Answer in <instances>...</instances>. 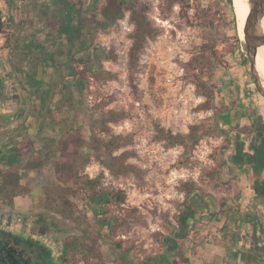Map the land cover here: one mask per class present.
I'll return each mask as SVG.
<instances>
[{
  "label": "rangeland",
  "instance_id": "374dc122",
  "mask_svg": "<svg viewBox=\"0 0 264 264\" xmlns=\"http://www.w3.org/2000/svg\"><path fill=\"white\" fill-rule=\"evenodd\" d=\"M138 1L149 6L146 15L155 34L146 38L144 47L133 59L130 47L135 23L131 21V14ZM110 7L108 18L114 16V20H109V24L99 22L94 16L88 17V11L82 19L91 49H101L98 53L93 51L97 53L94 57L89 49L83 51L86 42L76 38L70 40V47L61 39L55 46L56 38L51 32L57 27L56 19H44L42 14L37 21L30 22L27 18L22 23L17 16L11 18L6 11H0V22H4L0 38L5 40L0 46V64L10 61L9 56V60L4 59V53H13L8 49L18 27L27 29L30 25L37 32L48 29L44 39L51 42L32 47L34 56L29 61L32 78L28 85L21 83L24 81L21 71L16 78L19 81L15 82L14 75L18 71L7 70L8 79L25 97L23 112L29 107V113L36 115L32 126L40 124L39 131L30 133L31 141L19 146L17 157L21 161L35 157L43 152V143L48 138L57 140L66 128H73L83 135L86 149H89L85 151L91 159L84 169L89 178L100 169L95 159L98 150L101 160L109 155L111 161L120 158L121 162L131 163L132 167L128 165L127 169L122 164L123 170L115 175L116 187L125 189L127 196L114 210L120 217L130 208L135 212L127 219L128 223L119 224L110 233L112 243L120 241L122 234L126 235L120 241L123 247L112 245L111 248L103 247V251L109 259L115 260L123 256V249H131L128 257H132V264H141L143 257L155 256L161 251L162 236L170 235L176 226L177 216L187 198L188 183H196L203 192L216 193L219 183L210 179L208 172L218 169L219 150L226 141L217 132V114L232 108L235 102L232 91L247 93L249 104L250 101L264 102V97L254 84L246 47L236 30V15L233 20L224 0H188L184 5L178 0H130L122 10H119L118 0H111ZM14 8L11 0L10 11ZM208 39L215 41L217 53L212 65L199 73L192 58ZM42 52L50 55L41 57L38 54ZM82 69L88 81L83 91L74 80V71ZM195 74L214 91L209 110L198 108L205 96L196 85ZM4 94L5 89L0 88L1 98L8 99L9 95ZM42 111L45 117L41 116ZM23 112L0 119V152L8 151L1 139L4 133L1 129L4 125L5 130L20 129L27 119ZM195 125L206 131L197 142L188 137L184 144L168 145L164 139L168 133L187 134ZM54 155L57 159L59 154ZM21 175L22 183L27 184L31 192L17 197L16 205L32 207L33 211L47 215L72 240L77 253L81 252L75 240L82 234L83 227L94 234L88 192L84 195L86 199L72 198L81 205L80 214L86 215V219L81 216L78 222L44 205L43 187L56 181L52 163L40 170H21ZM104 177L107 182L114 181L107 174ZM2 204L0 201V208ZM189 239H179L183 254L178 261L197 264L195 244Z\"/></svg>",
  "mask_w": 264,
  "mask_h": 264
},
{
  "label": "crops",
  "instance_id": "0c3cea01",
  "mask_svg": "<svg viewBox=\"0 0 264 264\" xmlns=\"http://www.w3.org/2000/svg\"><path fill=\"white\" fill-rule=\"evenodd\" d=\"M13 1L15 3L13 16H17L21 22L27 18L30 21H37V17L42 14L44 19H56L57 30L51 32V36L54 35L56 38L55 46L60 44V39L61 42L66 43V47L71 46L72 34L68 25L71 12L64 6L68 0ZM28 27L27 29L18 27L14 30L12 43L8 49L13 53L9 54L7 51L4 53V59H10L8 62L13 66L3 62L6 70L18 71L14 75L15 82L17 74L19 75L21 71L24 76V81L21 83L24 82L25 85H28L32 76L29 61L34 56L31 53L33 45L39 46L51 42L50 39L49 42L44 39L49 33L48 29L43 28L37 32L36 29L30 28V25ZM38 55L45 58L50 54L42 52ZM236 86L235 88L238 89ZM234 90L232 95L235 102L232 103V108L217 114V132L226 141L219 150L217 180L219 186L216 193H213L217 200L215 212L210 218L199 221L188 236L195 244L194 259L197 264H264V186L262 184L264 170L260 168L256 171L248 163L238 160L236 150L239 143L243 145L244 151L248 150L249 143L261 121L264 123V102L250 101L249 104L247 93ZM30 111L29 107H25L23 112L22 107L19 115L23 112L24 118L27 119L20 129L5 130V125L1 129L4 132L1 139L8 147V151L1 150V154L10 153L11 146L15 145V148L16 145L25 146L24 142L31 141L30 133L40 130V124L32 126L36 115L29 113ZM41 114L45 117L44 111Z\"/></svg>",
  "mask_w": 264,
  "mask_h": 264
},
{
  "label": "flooded vegetation",
  "instance_id": "af4514ba",
  "mask_svg": "<svg viewBox=\"0 0 264 264\" xmlns=\"http://www.w3.org/2000/svg\"><path fill=\"white\" fill-rule=\"evenodd\" d=\"M68 1L73 6L75 5L74 11L68 17L72 41H75L76 38L77 41L86 42L85 27L82 22L86 11H88V17L94 16L99 22L103 21L104 24H109V20H114V16L109 19L107 13L111 10V0ZM129 1L118 0L119 10L127 6ZM10 3L11 0H0V11H6L8 16L12 18L13 13L10 11ZM68 18L66 19L67 21ZM84 49H89L91 57L93 51L97 50V53L101 51L97 47L91 49V46L83 48V51ZM81 53L83 54V52ZM8 76V71L0 64V88L1 90L5 89V94L9 95L8 99L0 96V119L19 115L25 104V97L8 79ZM97 152L95 159L100 169L92 177L95 180L93 200L90 201L87 196V202L91 208L94 220L93 236L97 237L98 248L106 264H115L117 260L123 261L124 264H132V257H128L131 249H123V256L115 260L109 259L103 251V247L111 248L112 245L115 246L110 240V233H113L115 227L119 224L128 223L127 219L132 216L135 210L130 208L124 213V217H120L115 212L114 209L126 201L127 192L125 189L115 185V175L118 174L116 159L111 161L108 155L106 160H101V151L98 150ZM123 164L125 168L128 165V168L132 167L131 163L126 161H123ZM120 170L122 171L123 168L121 167ZM105 174L109 175V179L114 181L107 182V178L104 177ZM116 193L124 196L122 202L116 201ZM216 205L217 200L213 194L203 192L201 189L193 191L187 196V202L183 204L177 216V224L173 227L171 234L162 236L161 251L155 256L143 257L141 264H149L147 263L149 258L160 261L164 258L170 261L179 259L183 254L180 250L179 239L186 240L199 221L210 218L215 212ZM2 206L0 208V264H103L100 258L86 256L84 247H80L82 250L77 253L76 246L72 240L64 235V231L52 223L51 219L42 212L33 211L32 207L20 208L16 205V202L13 206L5 204H2ZM79 208L81 209V205ZM83 214L81 213L80 215L83 217ZM123 235L124 238H119L120 241L126 238V235ZM121 245L120 248L123 247L122 242Z\"/></svg>",
  "mask_w": 264,
  "mask_h": 264
},
{
  "label": "trees",
  "instance_id": "16d2710c",
  "mask_svg": "<svg viewBox=\"0 0 264 264\" xmlns=\"http://www.w3.org/2000/svg\"><path fill=\"white\" fill-rule=\"evenodd\" d=\"M176 0H171L174 2ZM182 5L186 4L188 0H178ZM227 9L230 12L233 20L235 19L234 9L232 0H224ZM76 4V2H75ZM64 6L74 11L75 5L73 6L70 1L66 2ZM149 6L146 3L138 1L135 9L131 14V21L135 23V29L131 35L133 43L130 47V57L136 59L139 55V51L144 47L147 37H153L154 31L151 21L146 15V10ZM1 18V15H0ZM4 22H0V30H2ZM238 41V38L235 37ZM91 40H86V46L90 45ZM217 53L215 41H205L200 46V52L194 55L192 60L194 62L195 69H198L199 73H202L205 68L212 65L213 58ZM97 53H92V57ZM72 64V63H70ZM95 69H93V73ZM197 77L196 85L202 90V94L205 96V100L198 106L199 109L209 110L212 107V100L214 98L213 89L207 85L199 74H195ZM32 78V77H31ZM74 80L80 90H84L87 84V76L84 69L81 71H74ZM45 100V99H43ZM206 131L200 129L198 125L192 126L187 134H172L168 133L164 136V139L168 145L184 144V139L191 137L194 142H197L199 138L204 136ZM106 146V145H104ZM86 146L85 139L79 131L73 128H66L64 133L58 137V139L48 138L43 143V152L38 153L33 158H28L21 161L17 157V150L19 145L11 146L10 153H0V201L5 205L13 206L17 197H25L31 192V188L22 183L21 170L33 171L40 170L48 163H52L54 166V173L56 175V181L53 184L45 185L43 187V201L45 207L55 211L63 217L68 219L72 218L75 221H80L82 218L86 219V215L83 214L81 218L79 204L73 201V197L83 199L84 193L88 192V199L93 200L95 180L89 178L84 172L85 167L90 162V156L85 151ZM89 150V149H88ZM87 150V151H88ZM237 158L242 162L248 163L254 170L258 171L260 168L264 170V123L261 121L255 136L249 143L248 150H243V145L240 143L237 145ZM58 153V158L54 159V154ZM54 155V156H53ZM116 160L118 170L122 167L123 161ZM218 169H213L208 172V177L212 180H218ZM264 186V180L262 182ZM200 189L194 182H190L186 185V196H189L193 191ZM85 198V197H84ZM124 196H120L118 193L115 194L117 202H122ZM187 202V198L185 203ZM88 224V223H87ZM89 225V224H88ZM78 246L86 249V256L103 260L100 249L97 244V237H94L87 227H83L82 234L75 240ZM115 246L120 248L122 245L120 241L114 243ZM163 259L155 260L149 258L147 263L149 264H182L178 260ZM115 264H124L123 261L117 260Z\"/></svg>",
  "mask_w": 264,
  "mask_h": 264
},
{
  "label": "water",
  "instance_id": "95a60500",
  "mask_svg": "<svg viewBox=\"0 0 264 264\" xmlns=\"http://www.w3.org/2000/svg\"><path fill=\"white\" fill-rule=\"evenodd\" d=\"M248 3L249 13L244 27V44L254 84L261 96L264 97L262 80L256 70L255 63L257 48L264 44V31L259 26V20L264 15V0H248Z\"/></svg>",
  "mask_w": 264,
  "mask_h": 264
},
{
  "label": "bare ground",
  "instance_id": "6f19581e",
  "mask_svg": "<svg viewBox=\"0 0 264 264\" xmlns=\"http://www.w3.org/2000/svg\"><path fill=\"white\" fill-rule=\"evenodd\" d=\"M233 9L236 15V30L241 41H244L245 21L249 13L248 0H232ZM259 26L264 31V15L259 20ZM256 70L264 86V44L258 46L255 57Z\"/></svg>",
  "mask_w": 264,
  "mask_h": 264
},
{
  "label": "built area",
  "instance_id": "2783aa9c",
  "mask_svg": "<svg viewBox=\"0 0 264 264\" xmlns=\"http://www.w3.org/2000/svg\"><path fill=\"white\" fill-rule=\"evenodd\" d=\"M3 43H4V39L0 38V46L3 45ZM120 238H124V235L122 234Z\"/></svg>",
  "mask_w": 264,
  "mask_h": 264
}]
</instances>
